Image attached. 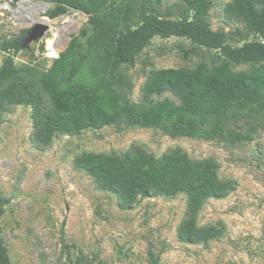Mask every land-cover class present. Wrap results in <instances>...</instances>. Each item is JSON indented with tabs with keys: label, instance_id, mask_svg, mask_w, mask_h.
Returning <instances> with one entry per match:
<instances>
[{
	"label": "rangeland",
	"instance_id": "rangeland-1",
	"mask_svg": "<svg viewBox=\"0 0 264 264\" xmlns=\"http://www.w3.org/2000/svg\"><path fill=\"white\" fill-rule=\"evenodd\" d=\"M22 1L0 0V44L22 36L36 17L56 20L55 30L64 19L73 23L59 42L47 29L16 53L0 49V66L9 54L19 70L14 79L0 83V90L32 83L42 101L36 119L31 104L0 111V195L6 202L0 231L10 264H151L150 254L159 264H264V95H247L239 102L227 79L222 90L217 81L264 74V62L230 64L231 73L224 76L217 51L185 38L155 37L132 65L110 74L99 54L87 48L88 15L66 8L51 17L53 3L26 0L36 6L29 11L21 8ZM231 1L211 0V30L246 32L241 20L227 17ZM126 3L155 7L172 20L185 10L178 0H94L87 8L105 17ZM239 39L227 43L240 46L244 41ZM250 40L263 41L254 35ZM199 67L210 82L204 90H216L200 109L192 103L183 106L169 91L143 90L153 73H189ZM246 89L241 86L240 91ZM79 92L90 94L89 102L103 103L108 114L103 126L78 134L55 133L48 145L38 144L35 121L46 123L55 110L78 99ZM132 147L155 159L180 150L193 161L211 160L219 180L235 183L225 196L206 199L193 214L197 228L218 229L217 237L198 244L178 239L180 224L190 217L185 193L140 198L127 207L74 166L83 153L120 155Z\"/></svg>",
	"mask_w": 264,
	"mask_h": 264
},
{
	"label": "trees",
	"instance_id": "trees-1",
	"mask_svg": "<svg viewBox=\"0 0 264 264\" xmlns=\"http://www.w3.org/2000/svg\"><path fill=\"white\" fill-rule=\"evenodd\" d=\"M53 3L54 14H60L66 8L81 11L88 15L87 21L91 33L87 37L89 51L99 54V61L105 72L113 74L121 65H132L136 55L155 37L185 38L192 44L207 50H215L222 58L221 75L228 76L230 64L264 62V0H232L228 5L227 17L237 18L245 24L246 32L236 31L226 34L213 31L207 23V11L211 0H178L185 10L177 20L162 17L158 9L148 6L125 4L111 11L105 17L89 13L88 3L94 0H43ZM161 2L163 0H156ZM188 12H191L189 16ZM28 30L22 36L8 39L0 44V49L8 53L18 52ZM254 35L260 40H250ZM240 37L244 41L240 46H231L228 39ZM13 56L5 58L0 66V83L14 79L18 74ZM207 74L199 67L195 71L166 70L151 74L144 84L143 90L148 93L162 94L169 91L175 94L183 106L200 109L207 99L214 97L216 90L206 92ZM233 90L237 101H243L247 95L260 92L264 95V74H255L248 79L222 78L217 79L219 89L222 81ZM45 84V83H44ZM235 86V88H233ZM241 86L247 87L244 94ZM48 91L54 92L51 84H45ZM238 91V92H237ZM79 98L74 102L61 106L54 115L40 125L35 121V140L41 146L50 143L55 133L78 134L86 129H99L107 120L108 114L102 110L103 103L96 99L93 103L88 99L90 94L79 92ZM93 99V98H92ZM205 100L204 102H202ZM41 99L30 84H15L0 90V111L7 106L31 104L36 109V119L39 115ZM101 108V110H100ZM38 112V113H37ZM77 169L84 170L103 189L115 194L120 202L127 207L132 206L137 199L151 196H175L185 193L188 196V212L190 217L183 221L178 230L180 241L198 244L217 237L220 230L215 228H197L193 214L208 198L225 196L235 185L234 182H223L218 179L216 165L211 160L193 161L180 150H174L155 159L139 147H132L120 155H103L83 153L74 160ZM6 202L0 195V215ZM151 264H159L158 260L149 255ZM0 264H10L6 247L3 244L0 231Z\"/></svg>",
	"mask_w": 264,
	"mask_h": 264
},
{
	"label": "bare ground",
	"instance_id": "bare-ground-1",
	"mask_svg": "<svg viewBox=\"0 0 264 264\" xmlns=\"http://www.w3.org/2000/svg\"><path fill=\"white\" fill-rule=\"evenodd\" d=\"M20 6L22 9L24 10H34L36 9V6L31 5L28 1L24 0L20 3ZM44 8V7H43ZM28 11V12H29ZM18 13V12H17ZM30 14V13H29ZM25 16L23 19L26 20ZM33 23H42L45 24L47 26V28L49 29V31L53 32L54 38H55V42H59L61 39V35L67 31H69L72 27V23L73 20L72 19H64L63 23L59 26V27H55L56 30L54 29L53 25L56 23L55 21H49V22H41L39 20V17L34 18L33 20H30Z\"/></svg>",
	"mask_w": 264,
	"mask_h": 264
},
{
	"label": "water",
	"instance_id": "water-1",
	"mask_svg": "<svg viewBox=\"0 0 264 264\" xmlns=\"http://www.w3.org/2000/svg\"><path fill=\"white\" fill-rule=\"evenodd\" d=\"M47 26L42 23H36L32 28H30L24 38L23 47L27 46L32 41L41 38L47 31Z\"/></svg>",
	"mask_w": 264,
	"mask_h": 264
}]
</instances>
